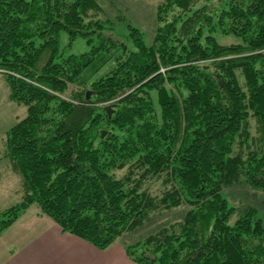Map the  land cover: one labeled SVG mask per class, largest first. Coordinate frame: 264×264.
<instances>
[{
  "label": "trees",
  "instance_id": "16d2710c",
  "mask_svg": "<svg viewBox=\"0 0 264 264\" xmlns=\"http://www.w3.org/2000/svg\"><path fill=\"white\" fill-rule=\"evenodd\" d=\"M97 13V0H0V76L26 109L3 141L24 195L0 213V235L36 205L104 251L186 205L125 256L264 264L263 221L249 208L230 224L222 197L239 182L264 192V0H163L149 45L129 23L117 38L124 18ZM61 33L86 51L61 52Z\"/></svg>",
  "mask_w": 264,
  "mask_h": 264
},
{
  "label": "rangeland",
  "instance_id": "374dc122",
  "mask_svg": "<svg viewBox=\"0 0 264 264\" xmlns=\"http://www.w3.org/2000/svg\"><path fill=\"white\" fill-rule=\"evenodd\" d=\"M102 8V13L95 14V17L111 18L117 16L123 17L124 22L117 25L115 36L119 39H124L127 35L125 24L139 30L144 36V41L149 45L156 31L155 11L163 0H97ZM127 39V37H126ZM222 44L230 43V39L220 37ZM59 49L65 54H80L86 51L87 47L83 40L75 41L71 46L68 45L67 38L64 33H61L59 41ZM88 93V92H86ZM9 89L0 76V213L4 210L21 202L24 195L22 179L15 170L10 161L4 156V137L5 133L26 116V109L23 106L9 101ZM90 99V97H89ZM88 99V100H89ZM110 106L106 104L105 107ZM104 107V108H105ZM118 176L124 172L118 173ZM149 189L153 194L160 190L159 182H152ZM222 197L227 201V204L232 208L233 214L229 223L232 224L245 210L252 208L257 212V216L264 223V192L254 189L246 183H235L225 187L222 191ZM37 210V206H31L27 211V216H31ZM188 210L186 205L171 210H162L153 215L151 219L144 223L142 227L132 232L125 233L114 243L111 254L101 253L100 264H126L124 261L117 260L115 257L125 250V247L130 246L138 241L144 240L147 236L157 232L159 229L167 227L175 222L180 221L185 212ZM113 246V245H112ZM109 249V248H108ZM16 257H19L17 254ZM114 258V263L111 261ZM127 260V259H126ZM110 261V263H108ZM127 262H130L127 260ZM131 263V262H130ZM129 263V264H130Z\"/></svg>",
  "mask_w": 264,
  "mask_h": 264
},
{
  "label": "crops",
  "instance_id": "0c3cea01",
  "mask_svg": "<svg viewBox=\"0 0 264 264\" xmlns=\"http://www.w3.org/2000/svg\"><path fill=\"white\" fill-rule=\"evenodd\" d=\"M27 211L0 235V264H100L101 253L111 254L115 247L113 244L99 251L70 234L61 233L54 222L39 214L38 208L31 216H27ZM126 259L129 260L121 251L115 262L129 264L131 261ZM111 261L114 263L113 257Z\"/></svg>",
  "mask_w": 264,
  "mask_h": 264
},
{
  "label": "water",
  "instance_id": "95a60500",
  "mask_svg": "<svg viewBox=\"0 0 264 264\" xmlns=\"http://www.w3.org/2000/svg\"><path fill=\"white\" fill-rule=\"evenodd\" d=\"M89 97H90V93L88 92V93L86 94V97H85L86 100H88ZM104 110L106 111L107 115L110 117V116H111V113H112V107H111V106H107V107L104 108ZM102 135H103V134H102Z\"/></svg>",
  "mask_w": 264,
  "mask_h": 264
}]
</instances>
